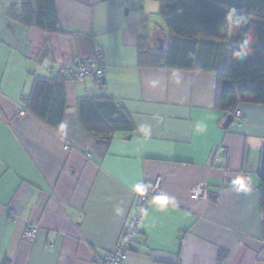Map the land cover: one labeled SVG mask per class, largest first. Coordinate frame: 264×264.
<instances>
[{"label":"crops","instance_id":"1","mask_svg":"<svg viewBox=\"0 0 264 264\" xmlns=\"http://www.w3.org/2000/svg\"><path fill=\"white\" fill-rule=\"evenodd\" d=\"M14 2L21 16L27 2L34 12L53 6L62 31L15 17ZM159 9L158 0H0V264H97L136 189L158 177L165 201L150 200L125 264H264V105L241 101V119L224 128L213 72L153 60L170 34ZM96 50L103 88L64 79L59 129L19 115L35 79L54 80ZM102 96L120 104L131 131L105 140L82 126L78 100ZM201 181L206 200L191 199ZM29 223L39 226L33 240L23 238Z\"/></svg>","mask_w":264,"mask_h":264},{"label":"trees","instance_id":"2","mask_svg":"<svg viewBox=\"0 0 264 264\" xmlns=\"http://www.w3.org/2000/svg\"><path fill=\"white\" fill-rule=\"evenodd\" d=\"M158 1L159 14L170 34L164 52L158 50L152 54L155 62L159 58L158 63L167 68L213 72L217 105L226 116L233 118L241 101L264 105V0ZM19 5L22 3L14 2L9 8L15 17H22L28 24L34 21L44 29L62 31L61 26L53 22L56 20L53 6L45 8L39 4L38 11L34 12L32 4L27 2L23 4L27 16H21L17 13ZM244 20L248 22L241 26L237 37L229 38L226 32L229 23ZM64 79L67 77L61 72L54 80L35 79L30 94L24 99L25 113L26 109L30 110L52 128L59 129L65 110ZM77 109L82 126L105 140L111 139L115 132L133 128L120 104L109 97L82 98L78 100ZM258 175L264 209V148ZM262 229L264 238V218Z\"/></svg>","mask_w":264,"mask_h":264},{"label":"built area","instance_id":"3","mask_svg":"<svg viewBox=\"0 0 264 264\" xmlns=\"http://www.w3.org/2000/svg\"><path fill=\"white\" fill-rule=\"evenodd\" d=\"M103 52L96 50L93 55L86 58L74 57L69 65L61 70L64 77L82 78L91 77L99 89L103 88ZM19 115H23L25 110L21 108ZM242 114L239 109L234 112L233 118L239 121ZM233 119V120H234ZM238 125V123H236ZM67 148V146H64ZM213 165L223 170H228V166L219 157L215 156ZM141 191L137 192L133 205V210L128 214L124 230L118 239L113 250L106 252L101 261L97 260V264H125L129 252L130 244L139 235L140 225L144 219L148 209L149 202L161 195V180L156 178L149 185L142 186ZM208 188L205 181L195 184L190 191V198L194 200H206ZM39 230L37 224L29 223L23 233V238L33 240Z\"/></svg>","mask_w":264,"mask_h":264},{"label":"rangeland","instance_id":"4","mask_svg":"<svg viewBox=\"0 0 264 264\" xmlns=\"http://www.w3.org/2000/svg\"><path fill=\"white\" fill-rule=\"evenodd\" d=\"M248 20L244 21H231L226 29V32L228 33V37L235 39L240 32L241 26L244 23H247Z\"/></svg>","mask_w":264,"mask_h":264},{"label":"water","instance_id":"5","mask_svg":"<svg viewBox=\"0 0 264 264\" xmlns=\"http://www.w3.org/2000/svg\"><path fill=\"white\" fill-rule=\"evenodd\" d=\"M232 116L231 115H228V116H226V119H225V121L223 122V127L224 128H228L229 127V125H230V123L232 122Z\"/></svg>","mask_w":264,"mask_h":264},{"label":"clouds","instance_id":"6","mask_svg":"<svg viewBox=\"0 0 264 264\" xmlns=\"http://www.w3.org/2000/svg\"><path fill=\"white\" fill-rule=\"evenodd\" d=\"M61 127H63V125H62ZM136 190H137L138 192L141 191L140 188H137ZM156 200H157L158 202H160V203H163V202L165 201V197H156Z\"/></svg>","mask_w":264,"mask_h":264}]
</instances>
